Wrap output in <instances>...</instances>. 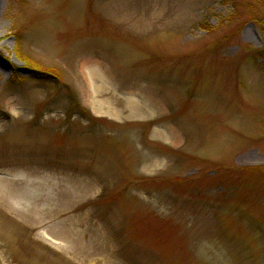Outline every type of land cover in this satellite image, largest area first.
<instances>
[{"label":"rangeland","instance_id":"1","mask_svg":"<svg viewBox=\"0 0 264 264\" xmlns=\"http://www.w3.org/2000/svg\"><path fill=\"white\" fill-rule=\"evenodd\" d=\"M252 18L264 1L0 0V264H264Z\"/></svg>","mask_w":264,"mask_h":264},{"label":"trees","instance_id":"2","mask_svg":"<svg viewBox=\"0 0 264 264\" xmlns=\"http://www.w3.org/2000/svg\"><path fill=\"white\" fill-rule=\"evenodd\" d=\"M261 2L264 0H260ZM252 20L254 21V24L261 30V32L264 34V18H252ZM260 54L263 56L264 54V46L263 49L260 51ZM29 67L32 66L33 69L37 70L39 69V66H36L34 64L29 63L28 64Z\"/></svg>","mask_w":264,"mask_h":264}]
</instances>
